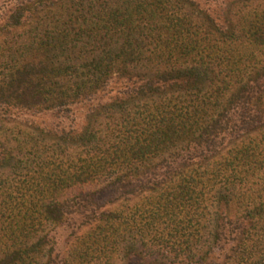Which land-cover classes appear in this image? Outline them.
Masks as SVG:
<instances>
[{"label": "trees", "instance_id": "obj_1", "mask_svg": "<svg viewBox=\"0 0 264 264\" xmlns=\"http://www.w3.org/2000/svg\"><path fill=\"white\" fill-rule=\"evenodd\" d=\"M14 1L0 264H264V0L221 17L197 0ZM77 108L80 129L7 125Z\"/></svg>", "mask_w": 264, "mask_h": 264}, {"label": "rangeland", "instance_id": "obj_2", "mask_svg": "<svg viewBox=\"0 0 264 264\" xmlns=\"http://www.w3.org/2000/svg\"><path fill=\"white\" fill-rule=\"evenodd\" d=\"M228 0H197V2L201 5L202 8L207 10L209 13H211L213 16L221 17ZM16 1L9 0V2H4L2 0L0 2V20L1 17H4V13H10L8 12L9 9L13 8V4H15ZM119 84L113 83L110 87L109 94L105 96L106 99L114 97L118 91H119ZM75 114L72 116H67L62 114H57L55 112H46V113H40V114H25L24 112L14 110V112L11 114V119L7 122V125L12 127L17 124V122L22 123H38L41 126L47 128V129H54V130H62L67 129L70 130L71 128L80 129L83 127L85 123V109L77 108L75 109ZM3 111L0 109V119H1V113ZM55 232V231H54ZM56 239H58L59 245H67L65 244V240L67 238V235L70 233L69 229H60V231H56ZM66 247V246H65ZM223 253L220 251H216L211 256V261L213 263H222L223 261ZM130 264H145L141 258L134 257L132 258V261Z\"/></svg>", "mask_w": 264, "mask_h": 264}]
</instances>
